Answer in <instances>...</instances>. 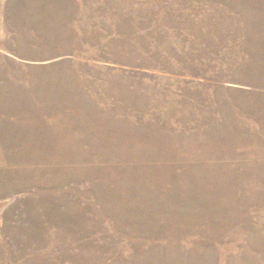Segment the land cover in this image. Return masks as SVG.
Instances as JSON below:
<instances>
[{"label": "rangeland", "instance_id": "374dc122", "mask_svg": "<svg viewBox=\"0 0 264 264\" xmlns=\"http://www.w3.org/2000/svg\"><path fill=\"white\" fill-rule=\"evenodd\" d=\"M0 264H264V0H0Z\"/></svg>", "mask_w": 264, "mask_h": 264}, {"label": "bare ground", "instance_id": "6f19581e", "mask_svg": "<svg viewBox=\"0 0 264 264\" xmlns=\"http://www.w3.org/2000/svg\"><path fill=\"white\" fill-rule=\"evenodd\" d=\"M203 30V29H202ZM143 32V31H142ZM104 43V42H103ZM218 45V44H217ZM191 48V47H190ZM159 55V54H158ZM156 101V100H155ZM158 102V101H157ZM135 121V120H134ZM105 126V125H104ZM165 132V131H164ZM63 133V132H62ZM178 133V132H177ZM158 137V136H157ZM167 138V137H166ZM162 139V138H161ZM178 139V138H177ZM143 140V139H142ZM163 140V139H162ZM139 141V140H138ZM147 141V140H146ZM161 141V140H160ZM143 143H144V141H142ZM165 142V141H164ZM172 142V141H171ZM176 142V141H175ZM146 143V142H145ZM187 143V142H186ZM138 144V143H137ZM139 144H141L140 142H139ZM171 144V143H170ZM147 145V144H146ZM175 145V144H174ZM174 145H172V146H174ZM178 145V144H177ZM143 146V145H142ZM158 146V145H157ZM156 146V147H157ZM165 147V146H164ZM168 147V146H167ZM254 147V146H253ZM127 148V147H126ZM143 148V147H142ZM169 148V147H168ZM155 150V149H154ZM160 151V150H159ZM178 151V150H177ZM145 152V151H144ZM156 153V152H155ZM171 153V152H170ZM160 154V153H159ZM173 154V153H172ZM147 156V155H146ZM161 156V155H160ZM145 157V156H144Z\"/></svg>", "mask_w": 264, "mask_h": 264}]
</instances>
